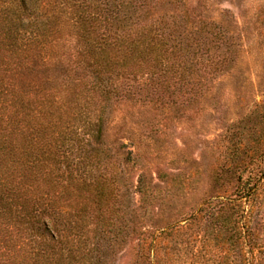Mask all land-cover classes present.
<instances>
[{
  "label": "rangeland",
  "instance_id": "374dc122",
  "mask_svg": "<svg viewBox=\"0 0 264 264\" xmlns=\"http://www.w3.org/2000/svg\"><path fill=\"white\" fill-rule=\"evenodd\" d=\"M80 1L136 44L125 67H98L68 7L32 0L24 32L40 43L21 59L1 45L0 71L51 144L20 130V149L99 186L27 251L0 216V264H226V201L243 204L246 264H264V0Z\"/></svg>",
  "mask_w": 264,
  "mask_h": 264
},
{
  "label": "trees",
  "instance_id": "16d2710c",
  "mask_svg": "<svg viewBox=\"0 0 264 264\" xmlns=\"http://www.w3.org/2000/svg\"><path fill=\"white\" fill-rule=\"evenodd\" d=\"M56 1L61 3L59 4L60 7L59 5L54 6L55 3L51 5L54 11L59 10L61 15H65L63 7L66 8L67 6L66 10H70L76 16V22L80 27L82 26L84 39L88 38L85 52L91 56L89 59L95 60L94 62L101 69L107 66L110 70L115 64L121 63V67L126 66L124 64L126 62L125 54L132 53L133 46L136 44L131 41L129 36L117 35V33H112L109 30L107 26L111 22V17L93 15L88 20L86 19L88 18L87 5L83 1ZM31 2L32 0H0V55L1 47L7 46L11 57L19 56L21 59L27 53L28 58H30L32 56L31 49L40 43L38 37L40 35L29 38V35L24 32L27 28L24 16L31 10ZM41 4H39L40 8H45V5L41 6ZM98 28L103 29L104 32L96 37L95 33H97ZM125 47L129 53L126 52ZM124 50L126 51L124 52ZM113 57L116 61L111 63ZM6 78L7 75L0 71V168H2L0 170V216L4 219L5 243L12 245L14 239H18L19 243L22 244L17 243L15 250L27 251L28 249L25 247L30 244V238L34 233L40 236L50 234V229L47 227V223H50L49 220L51 218L60 219L68 209L74 208L83 199V192L92 195L96 192L99 184L87 183L73 172L58 173L60 169L57 171L54 165L56 164V157L49 156L47 159L44 157L45 153L37 157L33 156L31 150L34 151L35 147L32 140L24 149H20L19 138H17L18 131L25 132V140L31 130L36 133L41 131L43 136L44 134L42 128L41 130L38 129L33 123V117L37 116L36 108L31 102L23 100L19 96L20 94L14 90L9 92L5 86ZM108 87L101 85L99 89L110 93ZM42 137H39L40 145L48 146L47 152L50 153L51 144L48 137H43L45 141ZM46 160L48 162H45ZM42 182L44 183L42 184ZM103 198L105 197L101 193L99 202ZM233 207L237 209H233ZM242 209L243 204L237 201L223 202V206L220 207V211L227 210L228 212L226 224L232 222L234 226L232 230H229L228 225H226L227 233L232 231L233 239L231 241H236L242 247L240 250H234L238 254V262L246 264V254L243 249L245 233L241 227L239 228L240 223L236 220V212H231V210H237V214H241ZM239 211L241 212L239 213ZM56 237L53 235L52 239L53 241L58 240L57 243H59V238ZM231 241L228 242L226 264H231ZM6 248L12 250L11 246ZM258 260L260 263H264V251H259Z\"/></svg>",
  "mask_w": 264,
  "mask_h": 264
}]
</instances>
